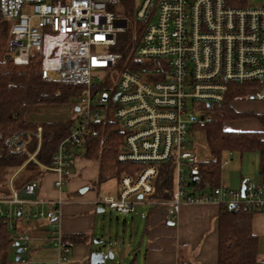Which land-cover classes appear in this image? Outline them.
<instances>
[{"label":"built area","instance_id":"built-area-1","mask_svg":"<svg viewBox=\"0 0 264 264\" xmlns=\"http://www.w3.org/2000/svg\"><path fill=\"white\" fill-rule=\"evenodd\" d=\"M256 1L134 0L133 14L127 16L123 0H0V17L10 23L13 62L26 65L33 51L40 52L45 80L84 87L78 102L61 105L71 108V115L55 121L75 122L45 167L58 175L55 186L61 188L73 176L76 151L93 134V123L103 119L102 111L114 109L125 133L118 161L134 170L120 176L117 195L99 197L97 206L128 215L139 204L160 205L172 219L184 205L210 202L264 212L263 184L245 182L244 195L242 187L202 192L189 184L199 181L203 159L194 140L199 142V132L212 121L206 107L221 102L232 85L264 101V0ZM125 39L124 50L115 51ZM109 78L114 86L101 91ZM8 145L21 151V133ZM164 164L171 167V193L155 199ZM10 189L9 196L0 194V217L11 220V229L16 215L49 222L54 264H69L75 243L54 224L63 201L52 202L46 213L32 212L39 203V181L20 190L11 182ZM15 238L19 261L28 264L21 255L30 251L31 237L16 232Z\"/></svg>","mask_w":264,"mask_h":264},{"label":"trees","instance_id":"trees-1","mask_svg":"<svg viewBox=\"0 0 264 264\" xmlns=\"http://www.w3.org/2000/svg\"><path fill=\"white\" fill-rule=\"evenodd\" d=\"M134 0H123L128 6L124 11L132 16ZM11 39L10 24L0 17V173H9L13 188L20 190L33 181H41L48 172L45 167L52 164V157L58 151L60 143L70 133L75 122H39L31 121L29 116L49 112L60 114L71 108L57 107L54 104H71L78 102L83 95L84 87L45 80L42 74V55L33 51L26 65H16L12 54L5 48ZM126 39L115 51L124 50ZM105 83L101 91H107ZM251 100V94L244 86H230L224 99L206 107L207 115L212 121L202 128L205 146L209 152L208 160H202L198 177L199 181L189 182L196 191H211L223 186L222 165L226 152H257L260 156V178L264 185V132L231 130L230 123L264 116L251 111H239L235 104ZM68 117V116H67ZM67 117L65 119H67ZM64 120V119H63ZM59 121V120H58ZM41 125L39 136L38 125ZM21 133L24 148L17 152L9 147V140ZM125 144V133L118 122L101 119L93 123V134L85 139L79 147V154L100 160L102 163H113L115 176L132 173L134 167L118 161ZM77 156V153H76ZM170 164H164L156 181L155 199L170 196ZM0 194L9 196L11 190L0 188ZM260 211L250 212L220 204L218 216V254L217 264H257L259 261V239L253 232L252 219ZM20 219L16 215L15 223ZM11 220L0 217V264H13L11 252L16 248V231L10 228ZM76 243L77 238H65ZM17 261V260H16ZM130 264H135L132 260ZM184 264V263H179Z\"/></svg>","mask_w":264,"mask_h":264},{"label":"crops","instance_id":"crops-1","mask_svg":"<svg viewBox=\"0 0 264 264\" xmlns=\"http://www.w3.org/2000/svg\"><path fill=\"white\" fill-rule=\"evenodd\" d=\"M243 102L235 104L239 111H251L264 116V105L256 106L255 103ZM228 128L264 132V121L259 118H250L230 123ZM76 153L72 167L73 176L66 180L61 188L55 186L58 179L56 173L47 172L42 177L37 193L39 203L32 206L31 211L46 213L53 206L52 202L61 199L62 214L54 221V224L64 238L78 239L68 257L69 264H90L91 254L97 249L96 243L99 241L108 239L109 243L113 246L118 245L120 248L118 232L114 234L116 242L113 241V222L108 224L104 217L99 216L105 209L96 205L97 199L101 197L96 195V190L102 185L100 183L105 184L110 179H116V194L111 195L115 196L118 193L120 177L114 175L115 167H112L111 173L103 174L101 169L106 163L87 158L79 154V150ZM226 158L229 159V163L222 167H227L229 175L227 182L231 188L240 189L247 181L262 184L259 153L226 152L223 160ZM12 179L13 177L9 179L10 188ZM139 205L148 206V211L142 214L143 220L136 227L135 238L131 237V245L128 249L135 264H217L220 204L210 202L184 205L176 219L167 215V209L164 206L146 203ZM30 222L31 220H25L23 224L27 226L22 227L26 229L24 232H19L27 233L31 237L30 258H26L28 264L33 262L54 264L57 259V250L47 240L49 222L40 223L34 220L33 229L28 227ZM15 224L18 231V222L15 221ZM252 227L259 239L257 264H264V212L253 216Z\"/></svg>","mask_w":264,"mask_h":264},{"label":"rangeland","instance_id":"rangeland-1","mask_svg":"<svg viewBox=\"0 0 264 264\" xmlns=\"http://www.w3.org/2000/svg\"><path fill=\"white\" fill-rule=\"evenodd\" d=\"M135 1L138 4L140 0H135ZM250 1H251V3L257 2L256 0H250ZM9 43H10V39L7 41L5 48L9 49ZM99 50H101V49H99ZM114 84H115V82H113V79L109 78V80L106 84L107 90L109 91L110 88L112 86H114ZM244 102L255 103L256 106L259 104L264 105V101H257V100H253V99L246 100ZM54 106L61 107L60 104H54ZM67 116L68 117L70 116L69 112L60 113V114H52L49 112H43L41 114H32L29 116V119L31 121H39V122L45 123L48 121L63 120ZM102 117H103V119L110 120L112 122H117V118H116L114 109H111L110 111H108V113H105L104 111H102ZM42 124H37V125L39 126ZM198 137H199V142L194 140V146H196L198 151L201 153L202 159L208 160L209 152H208L207 147L205 146L206 142H205L202 130H201V132H199ZM112 167H114L113 163H107L104 166V168L101 169V173H103V174L111 173L113 170ZM9 176H10L9 173H7V174H5L4 172L2 174L0 173V188H3V189H9L10 188ZM228 177H229V175L227 172V167H225V168H223V172H222V183L225 184L224 185L225 187L233 189V188H231L230 185H228V182H227ZM100 184H102V185H101L100 189L96 190V195L107 196L108 194H110V195L116 194V192H115L116 179H110L109 181L105 182V184H104V182L100 183ZM234 190H238V189H234ZM104 209H105L104 212L100 213L99 216L104 217L105 220H107L108 224H110V222H113V229H114L113 230V237H114V234L118 232V238H119L118 240H120V248L118 245L116 246L115 244H114V246L112 244V246L109 247V250L113 251L114 259L113 260L108 259V260H106V262L104 264H130L132 261V255L128 253V249H129V245H131L130 244L131 243V237L134 236V238H135V229L137 226H139V223L142 222V220H143L142 214L148 211V206L137 205V206H135V210L128 215L119 214V213L111 210L109 207H106ZM15 212H16V206H12V213L14 214ZM26 213H27V210H26L25 214ZM24 221H25V219H17L16 220V223L18 222V226H19L18 231H16L17 233H19L21 231L24 232V229H26L25 227L27 225L23 224ZM125 221H127V222L125 223ZM22 226H25V227H22ZM34 226H35L34 220H31L30 225L28 227L33 229ZM115 240L116 239L114 237L113 241L116 242ZM104 242H105V244L107 242L109 243L108 239H105ZM132 243H134V241H132ZM30 246H31V242H30ZM99 246H101V244H98L96 246V248H98ZM103 250H105V249H103ZM16 251H17L16 249H13V251L11 252L10 260L12 261V263L13 264H25V263H22V261H16V257H17ZM21 257L29 259L30 258V252L22 254ZM32 264H35V262H33ZM38 264H48V263L40 262ZM51 264H53V263H51Z\"/></svg>","mask_w":264,"mask_h":264},{"label":"water","instance_id":"water-1","mask_svg":"<svg viewBox=\"0 0 264 264\" xmlns=\"http://www.w3.org/2000/svg\"><path fill=\"white\" fill-rule=\"evenodd\" d=\"M106 98V96H104ZM245 191V186H242V194L244 195ZM230 208H234V205H231ZM96 244H101L97 249H95L90 257V264H104L106 260H113L114 259V254L113 251L109 250V247L112 246L111 243H106L104 241H99ZM17 247V257L16 260H20V254H21V249L18 247V244H16ZM105 249V250H103Z\"/></svg>","mask_w":264,"mask_h":264}]
</instances>
